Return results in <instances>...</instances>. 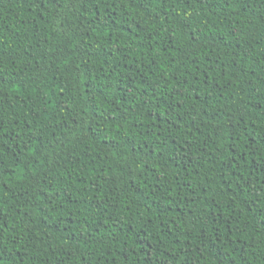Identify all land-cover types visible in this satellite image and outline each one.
I'll return each instance as SVG.
<instances>
[{
    "label": "trees",
    "instance_id": "16d2710c",
    "mask_svg": "<svg viewBox=\"0 0 264 264\" xmlns=\"http://www.w3.org/2000/svg\"><path fill=\"white\" fill-rule=\"evenodd\" d=\"M0 264H264V0H0Z\"/></svg>",
    "mask_w": 264,
    "mask_h": 264
}]
</instances>
